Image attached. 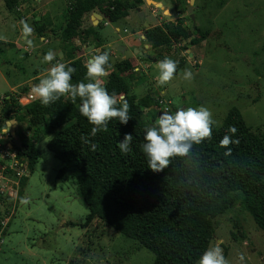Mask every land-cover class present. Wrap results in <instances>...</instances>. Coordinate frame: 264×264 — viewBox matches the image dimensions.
<instances>
[{
	"label": "rangeland",
	"instance_id": "rangeland-1",
	"mask_svg": "<svg viewBox=\"0 0 264 264\" xmlns=\"http://www.w3.org/2000/svg\"><path fill=\"white\" fill-rule=\"evenodd\" d=\"M73 1L19 0L14 9L8 10L0 0V23L7 22L0 28V107L5 93L18 101L29 92L24 90V80L35 73H41L40 80L43 79L55 63V58L48 62L43 59L45 54H52L55 43L43 44L38 37L22 40L14 31L15 24L22 28L34 22L38 26L45 24L46 38L51 42L59 40L69 49L67 59L72 52L74 57L81 54L84 61L101 51L110 52L107 47H97L114 25L122 27L123 23L102 27L110 9L106 2L91 11L102 16L101 22L92 17L94 26L91 12L86 13L78 28L81 36L61 41L67 8ZM151 1H160L162 8ZM188 4L189 0H149L140 4L152 17L144 19L151 26L156 21L162 24L180 19L186 27L195 26L197 30L191 29L188 38L174 41L169 48L142 47L144 55L149 57L142 60L136 54L137 62L125 72L132 92L150 104L143 109L144 119L151 125L163 110L171 113L177 108L204 106L216 126L234 110L253 131L263 132L264 0H194V22L186 14ZM45 8L47 15L42 14ZM136 12L132 9V17L126 20L130 32L144 28L142 24L134 27L133 22L139 21ZM23 17L28 19L21 21ZM143 42L148 45L145 36ZM25 43L40 46L36 52L27 54L23 49ZM132 52L134 49L128 48L127 55L132 56ZM109 56L112 66L122 59L115 48ZM164 58L175 61L178 69L172 79L161 84L157 64ZM112 66L105 68L107 75ZM185 70L192 73L191 79L184 78ZM107 75L99 77L102 82ZM151 110L156 113L152 114ZM28 124L27 121L12 124L16 140L30 134ZM50 138L51 135H45L36 142L38 159L33 170L20 180L17 195L7 198L2 208L7 215L9 205L14 206L7 228L1 232L0 264H152L153 254L136 240L98 218L85 223L88 209L77 193L75 181L57 178L61 162L46 147ZM2 215L0 220L6 217ZM213 224L214 239L209 247L221 249L225 264H264V230L247 211L236 206L216 216Z\"/></svg>",
	"mask_w": 264,
	"mask_h": 264
},
{
	"label": "trees",
	"instance_id": "trees-1",
	"mask_svg": "<svg viewBox=\"0 0 264 264\" xmlns=\"http://www.w3.org/2000/svg\"><path fill=\"white\" fill-rule=\"evenodd\" d=\"M3 2L12 10L19 0ZM105 2L110 8L107 19L113 22L125 18L142 0H74L67 8L61 41L80 37L82 16ZM32 25L38 37L45 35V24ZM193 28L179 19L143 28V34L151 48H169L174 41L188 38L191 29L197 31ZM104 52L109 56L108 51L94 55ZM69 58L63 64L75 69L70 82H89L85 75L88 59L83 62L82 57ZM111 63L109 56L105 68ZM130 65L127 58L117 61L99 84L116 99L117 107L121 102L117 96L123 95L130 118L127 124L110 119L106 130H99L94 137L89 136L92 125L79 113V98L72 102L65 95L44 106L38 98L21 104L5 93L0 127L11 119L29 123L30 134L22 135L20 146L13 145L27 171L33 170L38 159L36 142L51 135L46 147L61 162L57 178L75 181L77 193L88 209L85 223L98 218L136 240L153 254L152 264H196L214 239L213 219L236 206L247 211L264 230V131H253L237 112L230 110L220 126H211V138L193 143L185 155L171 157L165 168L153 172L147 168L141 151L144 130L150 125L143 109L150 104L132 92L125 76ZM28 89L26 84L24 90ZM229 125L236 128L239 142L229 144L231 152L225 155L219 140ZM126 133L132 136L131 151L121 154L116 145ZM82 137H87L89 143H84ZM90 144H95L94 150Z\"/></svg>",
	"mask_w": 264,
	"mask_h": 264
},
{
	"label": "clouds",
	"instance_id": "clouds-1",
	"mask_svg": "<svg viewBox=\"0 0 264 264\" xmlns=\"http://www.w3.org/2000/svg\"><path fill=\"white\" fill-rule=\"evenodd\" d=\"M31 29L27 24L23 25L24 34ZM44 61L53 59L52 54L44 56ZM107 52L94 55L86 62L87 83H71V76L75 69L70 65L56 63L47 71V75L40 80L39 84L33 86V92L40 104L47 106L61 96H67L72 102L77 98L80 100L79 113L92 125L89 136H95L99 130H106L108 121L115 119L120 124H127L129 120L128 103L121 97L119 107L116 99L109 95L105 88L97 81L98 77L107 75L105 66L108 64ZM158 80L161 84L172 79L177 71L176 62L164 58L157 64ZM185 79H191L192 73L188 70L183 72ZM14 122H8L0 127V134H5ZM214 124L210 111L204 106L177 108L174 112L163 110L151 125L145 128L141 151L147 162V168L153 172H159L167 166L169 159L173 156L185 155L193 143L199 144L202 140L211 138ZM236 128L229 125L225 135L219 140V145L225 148V155L231 152L229 144H237L235 138ZM84 143H89L87 137L81 138ZM131 134H125L122 140L117 142V148L121 154L131 151ZM47 142V141H43ZM37 146H42L37 145ZM95 149V144L89 145ZM197 264H225V259L218 246H211L204 250L199 256Z\"/></svg>",
	"mask_w": 264,
	"mask_h": 264
},
{
	"label": "crops",
	"instance_id": "crops-1",
	"mask_svg": "<svg viewBox=\"0 0 264 264\" xmlns=\"http://www.w3.org/2000/svg\"><path fill=\"white\" fill-rule=\"evenodd\" d=\"M147 1H149V0H142V2H143V4H146V2ZM161 5H163L160 1H158ZM139 8H141L142 10L141 11H143V14H144V19H146V17H148V18H152V17H150L149 16V14L147 13V9L146 8H144V6L143 5H139L138 6ZM220 8V7H219ZM132 10V9H131ZM131 10H129V15H127L126 17H125V19L124 18H122V19H119V20H117V21H109L108 19H104V23L102 24V27L103 26H105V25H108V24H116V23H118V22H122L123 23V25H122V27H120V26H118V25H114V27H113V30L110 32V33H108L107 35H106V38L104 37V41L103 42H101V44L100 45H98V47L97 48H101V47H107L108 49H110V52L109 53H111V51H112V48H113V44H119V45H124L125 46V49L123 50V52H119L120 54H121V58L122 59H124V58H127L129 61H130V64H134V63H136L137 62V58H136V53L135 52H132V56H128L127 55V51H128V48L129 49H134V48H136V47H145V43L143 42V39L144 38H142V36L144 37V31L142 30H135L134 32H130V31H128V26H127V22H126V20L127 19H130L131 17H132V15L130 14V12H131ZM221 10V9H220ZM137 13V12H136ZM42 14H48V9L47 8H45V12H43ZM27 17V16H26ZM26 17H23L22 19H20L21 21H23V20H25V19H28V18H26ZM92 17H95V19L96 20H98V23L99 22H101V20H102V16L101 15H99V14H96L95 12H91L90 13V21H91V24H93L94 26H95V24H94V19L92 18ZM21 21H19V22H17V23H20ZM16 22V21H15ZM136 23L137 22H133V24H134V27H136ZM160 24V22L159 21H156V22H152V25H159ZM7 25V22H6V20L4 21V22H2V23H0V28H3L4 26H6ZM139 26V25H138ZM151 26V25H150ZM30 29H31V31L28 33V34H26V35H24L23 34V28H22V25L20 26V27H18L17 26V24H15V27H14V31L16 32L17 31V35H19V37H20V39H22V40H32V39H34L35 37H38L34 32H33V26L31 25V26H28ZM138 28V27H137ZM137 35H138V37H137ZM17 38V37H16ZM141 40H140V39ZM38 39L40 40V41H42L43 42V44H45V43H47V44H50V43H55L54 45H53V47H54V49H53V52H52V55H53V58H55V63L54 64H56V63H64L65 61H67V54H68V49L64 46V44L62 43V42H60L59 40H56L55 42H51V40H48L47 38H46V36L44 35V36H41V37H38ZM1 40H4V39H1ZM98 42H100V40L101 39H96ZM14 43H15V41H14ZM39 46L40 45H38V44H29V43H25L24 44V50H27L26 52H27V54H32V52L33 51H37L38 49H39ZM147 47H149V49L150 50H152L153 48H151L149 45L147 46ZM142 52H143V50H142ZM37 55H40V52H37ZM75 55V53L73 54V52H72V56H70V57H73ZM82 55L81 54H79L78 56H76V57H81ZM148 56V55H147ZM61 59H64V61H60ZM70 59V58H69ZM144 59H147V57L146 58H144ZM84 61V60H83ZM85 62V61H84ZM41 73H35L34 75H31V76H29L27 79H25L24 80V82L22 83L23 85L25 84H28V82H30V81H33V82H35V83H39L40 81V78H41ZM11 89H12V87H11ZM10 89V90H11ZM28 94H32L33 96H36L35 95V93L33 92V90L30 88L29 89V92L28 93H26V95H28ZM25 95V96H26ZM1 96V95H0ZM8 121H6L5 123H7ZM9 131V130H8ZM7 228V227H6ZM3 241V240H2ZM2 243V242H1ZM2 245V244H1ZM0 245V246H1Z\"/></svg>",
	"mask_w": 264,
	"mask_h": 264
},
{
	"label": "built area",
	"instance_id": "built-area-1",
	"mask_svg": "<svg viewBox=\"0 0 264 264\" xmlns=\"http://www.w3.org/2000/svg\"><path fill=\"white\" fill-rule=\"evenodd\" d=\"M97 81L99 84L102 83L99 77ZM121 97H123V95L117 96V99L120 100ZM35 98L36 96L28 94L19 97V102L25 104ZM21 100H24V102ZM165 109L167 108L165 107ZM13 145L14 142L9 135V131L5 134H0V215H4V210L2 208L5 206L6 199L14 198L17 195L20 180L28 174L26 163L23 160H19ZM12 206L13 205H9L6 209L9 213L4 215V217L6 216L5 218L3 217L4 219L0 220V243L3 240L1 232L6 227L14 210V206L13 208Z\"/></svg>",
	"mask_w": 264,
	"mask_h": 264
},
{
	"label": "water",
	"instance_id": "water-1",
	"mask_svg": "<svg viewBox=\"0 0 264 264\" xmlns=\"http://www.w3.org/2000/svg\"><path fill=\"white\" fill-rule=\"evenodd\" d=\"M193 1L194 0H189V4L187 6V9H186V14L189 16V18L194 22V15H193V12H192V9H193ZM153 4H155L156 6L162 8V5L159 3V2H154V1H151ZM136 10H137V16H138V22L136 23V26H138L139 24H142V26L144 28H149L150 27V24H148L147 22L144 21V14H143V11L140 10V8L137 6L136 7ZM142 38H144L142 36ZM148 45H145V47H147ZM113 48H115L116 50H118L119 52H123V50L125 49V46L124 45H119V44H113ZM134 52L138 55V56H142L143 58H146L147 55H144V53L142 52V47H136L134 48ZM84 62V61H83ZM39 83H35L33 81H30L28 82V86L33 89V86L34 85H37ZM8 122H14V124L16 123V120L15 119H11L9 120ZM7 122V123H8ZM9 133L11 135V138L13 139V142L16 146H20V141L16 140L15 139V133H14V126L11 125L9 127Z\"/></svg>",
	"mask_w": 264,
	"mask_h": 264
}]
</instances>
